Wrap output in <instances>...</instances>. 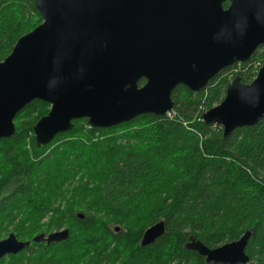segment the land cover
I'll return each mask as SVG.
<instances>
[{
	"label": "trees",
	"instance_id": "trees-1",
	"mask_svg": "<svg viewBox=\"0 0 264 264\" xmlns=\"http://www.w3.org/2000/svg\"><path fill=\"white\" fill-rule=\"evenodd\" d=\"M40 22L34 0H0V61ZM263 59L259 45L200 91L176 87L171 116L142 114L108 128L77 119L40 147L33 126L49 104L24 106L15 133L0 139V238L13 232L30 245L0 264H220L185 244L215 248L246 230L247 264H264V116L226 136L200 117L232 79L250 83ZM160 220L164 234L141 247L143 231ZM64 228L66 240L32 241Z\"/></svg>",
	"mask_w": 264,
	"mask_h": 264
},
{
	"label": "water",
	"instance_id": "water-1",
	"mask_svg": "<svg viewBox=\"0 0 264 264\" xmlns=\"http://www.w3.org/2000/svg\"><path fill=\"white\" fill-rule=\"evenodd\" d=\"M34 5L40 24L0 61V139L15 133L14 118L24 106L41 100L49 109L33 126L36 147L70 130L77 119L108 128L142 114L164 116L176 87L198 92L264 45V0H34ZM263 116L264 59L250 83L232 79L224 98L200 117L226 136ZM164 232L163 220L152 224L140 246ZM250 236L246 230L215 248L191 238L185 248L206 263L247 264ZM68 237L64 228L32 241L50 244ZM29 245L9 233L0 239V258Z\"/></svg>",
	"mask_w": 264,
	"mask_h": 264
},
{
	"label": "built area",
	"instance_id": "built-area-1",
	"mask_svg": "<svg viewBox=\"0 0 264 264\" xmlns=\"http://www.w3.org/2000/svg\"><path fill=\"white\" fill-rule=\"evenodd\" d=\"M167 115H168V116H171V113H170V111H168V112H167Z\"/></svg>",
	"mask_w": 264,
	"mask_h": 264
},
{
	"label": "rangeland",
	"instance_id": "rangeland-1",
	"mask_svg": "<svg viewBox=\"0 0 264 264\" xmlns=\"http://www.w3.org/2000/svg\"><path fill=\"white\" fill-rule=\"evenodd\" d=\"M11 233H13V232H11ZM9 234V233H8ZM8 234L5 236V237H7L8 236ZM5 237H2V238H0V239H3V238H5Z\"/></svg>",
	"mask_w": 264,
	"mask_h": 264
},
{
	"label": "bare ground",
	"instance_id": "bare-ground-1",
	"mask_svg": "<svg viewBox=\"0 0 264 264\" xmlns=\"http://www.w3.org/2000/svg\"><path fill=\"white\" fill-rule=\"evenodd\" d=\"M77 215V214H76ZM22 241V240H21ZM28 241V240H27ZM30 242V241H29Z\"/></svg>",
	"mask_w": 264,
	"mask_h": 264
}]
</instances>
